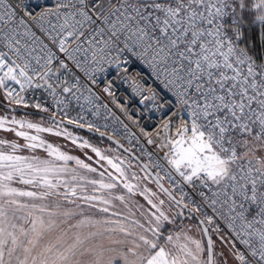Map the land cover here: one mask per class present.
I'll return each instance as SVG.
<instances>
[{
    "label": "snow or ice",
    "instance_id": "1",
    "mask_svg": "<svg viewBox=\"0 0 264 264\" xmlns=\"http://www.w3.org/2000/svg\"><path fill=\"white\" fill-rule=\"evenodd\" d=\"M0 264H264V0H0Z\"/></svg>",
    "mask_w": 264,
    "mask_h": 264
},
{
    "label": "built area",
    "instance_id": "2",
    "mask_svg": "<svg viewBox=\"0 0 264 264\" xmlns=\"http://www.w3.org/2000/svg\"><path fill=\"white\" fill-rule=\"evenodd\" d=\"M119 114V113H118Z\"/></svg>",
    "mask_w": 264,
    "mask_h": 264
}]
</instances>
